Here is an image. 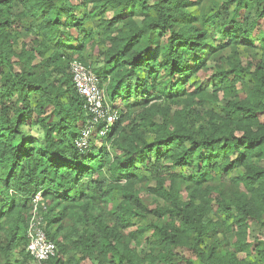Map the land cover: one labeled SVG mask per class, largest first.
I'll use <instances>...</instances> for the list:
<instances>
[{"label": "trees", "instance_id": "16d2710c", "mask_svg": "<svg viewBox=\"0 0 264 264\" xmlns=\"http://www.w3.org/2000/svg\"><path fill=\"white\" fill-rule=\"evenodd\" d=\"M193 4L0 0V264H35L25 248L37 193L56 247L43 264H264L259 245L252 263L234 250L248 248V221L264 226V0H224L233 18L221 26L210 9L181 24ZM243 11L254 14L248 27L235 20ZM23 20L30 47L16 33ZM210 28L218 33L207 41ZM224 41L263 51L216 68ZM95 50L102 66L91 70L118 118L103 137L104 123L94 125L79 150L92 116L68 65L91 68ZM209 69L212 91L187 92ZM152 167L172 172L147 187ZM223 176L230 186L217 183ZM142 194L162 204L151 209Z\"/></svg>", "mask_w": 264, "mask_h": 264}, {"label": "rangeland", "instance_id": "374dc122", "mask_svg": "<svg viewBox=\"0 0 264 264\" xmlns=\"http://www.w3.org/2000/svg\"><path fill=\"white\" fill-rule=\"evenodd\" d=\"M154 1V0H152ZM193 2L194 6L189 7L188 9V18L182 20L180 23L181 24H186V23H190V22H196V19L199 18L198 16L202 13V12H208V9H210L209 11V15H211L213 13V11L218 10L217 12L219 13L218 16V21H217V25H223L224 23H227V21H230L233 17H230V13L232 11V7H229L228 9H224V7L221 6L222 2L224 0H188ZM196 1L198 2L197 4ZM74 4H76L75 2H73ZM213 4H215L216 6H218L217 8H213ZM134 11L137 10L135 9ZM254 17V14L252 11H243L241 12L238 16L237 19H235L236 21L239 22H243L244 24H246L248 27V23H251L252 19ZM247 21V22H246ZM28 22L26 20H23L21 22H18L16 24V33L21 37V41H25L26 44L28 43L30 47V38L29 36H27L24 32L25 28L27 27ZM226 28H230V24L225 25ZM225 28V29H226ZM24 29V30H23ZM95 31V29H94ZM263 31V28L259 27L258 29H256V31L254 32L253 36L251 38H249L248 40H246V42L249 43H253V39L256 38L257 34L259 32ZM218 30H215L214 28H210L209 34L207 36V41H212V39H214V36L217 35ZM217 37V36H216ZM165 40H161V43H163ZM95 44L98 45L96 49H103L102 46H100V44H98L99 39L96 37L95 38ZM225 45H226V41ZM214 46L218 45V40H216L215 42L213 41ZM27 44V45H28ZM263 51V49H261L260 46L255 47V46H248L246 44L243 43H238L237 45H226L221 51H216L215 52V59H219L216 65V68L219 67H223L227 64L228 61H240L242 64H246L248 62L251 63H255V61L258 59V57L260 56V53ZM92 57L90 58L88 64L91 66V69L95 70L99 67L102 66V59L101 58H97L96 57V50L94 52H92ZM212 65L214 64L213 62L211 63ZM214 72V69H209V70H200L196 75H194L191 79V81L187 84L186 88H187V92H192L195 88L196 84H200L204 91L207 93H210L212 91V85L214 82V80H212V74ZM239 87V86H238ZM239 96H241V93H239ZM219 100L221 101H225L223 100L224 97H222V94L220 93L218 95ZM206 109H214L215 112L217 111L216 106L213 103H208L205 106ZM158 168L156 167H152L151 171L149 172L150 175V181L147 185V187H154V181L151 180L153 179L154 176H158L163 175V176H167L169 174V172H172V169L168 171L162 170L158 171ZM183 172L185 170H182ZM232 176H223L222 178L220 177V179L217 181V183L219 182L222 187H228L230 186L231 182H230V178ZM183 195H184V190L182 191ZM215 196V195H213ZM141 197L144 199L145 203L148 205L149 208H154L156 205H161L162 202L154 197V196H148L147 194H142ZM248 225H249V229L247 232V236L245 238V242L248 245V248L245 251H237V249H233L236 252V255L239 259H241L243 262H248V263H252L254 261H259V258L256 255L255 252V247L257 245H259V247L261 246L262 248H264V226H260L259 224L253 222V221H248ZM135 229V226H133V228H131L130 230L133 231ZM234 236L232 234L228 235V245L229 246H233L234 244ZM182 256L187 259V260H191L194 263H197V259L193 256V254L186 250L182 252ZM81 264H89V262H82Z\"/></svg>", "mask_w": 264, "mask_h": 264}, {"label": "built area", "instance_id": "2783aa9c", "mask_svg": "<svg viewBox=\"0 0 264 264\" xmlns=\"http://www.w3.org/2000/svg\"><path fill=\"white\" fill-rule=\"evenodd\" d=\"M68 72L78 95L84 101V108L92 116L89 128L82 132V136L76 142L79 150H83L90 137L91 128L99 122L104 123L99 131L100 136H105L111 130L118 118V113L112 111L107 102L104 89L99 87V81L90 67L77 61H70ZM47 206L40 193L31 200L30 217L26 229V252L35 264H43L56 254L54 243L49 240L44 231L43 213Z\"/></svg>", "mask_w": 264, "mask_h": 264}]
</instances>
